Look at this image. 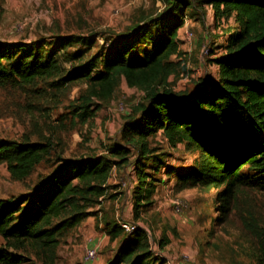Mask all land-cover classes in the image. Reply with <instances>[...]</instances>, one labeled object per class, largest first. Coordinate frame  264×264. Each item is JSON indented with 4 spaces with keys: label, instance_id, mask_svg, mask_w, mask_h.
<instances>
[{
    "label": "trees",
    "instance_id": "1",
    "mask_svg": "<svg viewBox=\"0 0 264 264\" xmlns=\"http://www.w3.org/2000/svg\"><path fill=\"white\" fill-rule=\"evenodd\" d=\"M167 1L172 8L165 14L134 24L111 40L95 61L96 67L78 70L65 80L88 85L82 107L85 118L94 115L90 100L110 101L122 79L145 95L147 107L140 108L143 116L125 127L123 134L138 156L131 160L129 148L116 144L107 156L64 160L35 194L0 200V240L10 249L32 250L47 259L60 239L106 200L116 168H132L138 220L139 209L143 203H153L156 192L149 173L165 167V154H157L148 144L160 132L173 148L184 144L197 155L193 167L177 175L179 191L224 187L217 194L222 214L230 211L240 189L264 193V0L205 1L212 8L215 26L230 19L238 26L222 32L229 35L224 39L225 52L215 60L218 75L199 80L192 92H174L168 83L176 73L171 59L181 55L178 35L190 2ZM58 41L60 47L51 50L46 42L0 44V87L32 86L62 77L64 50L87 40L68 37ZM50 151L47 144L0 141V167L7 168L13 181L23 183ZM106 232L111 243L120 242L108 264H159L145 230L136 228L128 234L119 225H106ZM164 248L161 244L160 249ZM257 252V264H264V243ZM0 264H24V260L1 251Z\"/></svg>",
    "mask_w": 264,
    "mask_h": 264
},
{
    "label": "rangeland",
    "instance_id": "2",
    "mask_svg": "<svg viewBox=\"0 0 264 264\" xmlns=\"http://www.w3.org/2000/svg\"><path fill=\"white\" fill-rule=\"evenodd\" d=\"M185 1L190 5L184 10L186 17L178 35L181 55L171 59L176 73L168 79L174 92H192L199 80L218 75L215 60L225 52L224 39L229 35L222 32L238 26L230 19L217 27L206 0ZM170 8L166 0H0V44L46 42L51 50L52 46L59 48L57 40L64 38L87 40L73 43L64 50L65 55L61 53L63 78L0 87V141L51 147L47 160L23 183L13 181L7 168L0 167V200L27 198L62 161L107 156V150L116 144L129 148L131 160L136 159L137 149L128 146L123 134L125 127L143 116L140 108L147 107L145 95L122 79L110 101L90 100L94 115L85 118L82 107L88 85L65 80L78 70L96 67L95 61L116 36ZM75 55L79 58L74 59ZM148 144L157 154H165V167L149 173L156 192L153 203H143L139 209L138 220L133 208L136 178L132 168H116L106 200L63 236L47 259L32 250L10 249L2 240L0 252L21 257L24 264H108L120 242H110L106 225L129 223L148 234L159 264H257V251L264 243V193L242 188L230 211L222 214L217 194L224 187L179 191L175 185L177 175L193 167L197 156L193 151L184 144L173 148L161 132L149 138Z\"/></svg>",
    "mask_w": 264,
    "mask_h": 264
},
{
    "label": "built area",
    "instance_id": "3",
    "mask_svg": "<svg viewBox=\"0 0 264 264\" xmlns=\"http://www.w3.org/2000/svg\"><path fill=\"white\" fill-rule=\"evenodd\" d=\"M120 226H121V227L124 229V231H125L126 233H128V234H131L132 232H134V231L136 230V226L131 225V224H129V223H122ZM156 255H157V254H156Z\"/></svg>",
    "mask_w": 264,
    "mask_h": 264
}]
</instances>
